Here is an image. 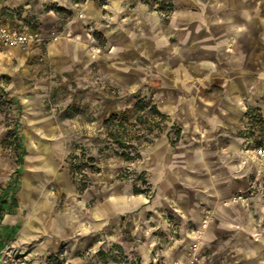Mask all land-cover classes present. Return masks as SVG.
<instances>
[{"label":"rangeland","instance_id":"374dc122","mask_svg":"<svg viewBox=\"0 0 264 264\" xmlns=\"http://www.w3.org/2000/svg\"><path fill=\"white\" fill-rule=\"evenodd\" d=\"M6 1L0 0V14L37 41L13 47L12 61L0 60V193L21 170L19 207L0 222L17 230L0 252V264H264V111L248 109L238 131L248 158L238 163L244 186L220 200L224 207L238 208L230 225L218 226L222 232L208 239L218 213L207 204L197 225L181 224L178 212L163 207L153 219L148 207L156 193L140 169L146 140L161 121L151 111L153 100L137 98L132 110L104 114L107 99L130 97L109 88L100 98L88 83L54 73L47 56V44L72 37L65 26L74 10L55 0H19L7 11ZM147 2L164 11L173 6L171 0ZM203 10L221 26L233 13L228 20L235 29L264 21V0H208ZM5 49L0 57H6ZM113 114L117 118L109 120ZM43 142L46 151L33 157L34 147ZM25 181L32 189L27 198L21 196ZM137 194L145 200H135ZM121 199L124 210H118Z\"/></svg>","mask_w":264,"mask_h":264},{"label":"crops","instance_id":"0c3cea01","mask_svg":"<svg viewBox=\"0 0 264 264\" xmlns=\"http://www.w3.org/2000/svg\"><path fill=\"white\" fill-rule=\"evenodd\" d=\"M55 1L70 6L74 16L65 26L72 37L46 45L52 71L88 83L100 98L109 94V88L130 97L107 99L104 114L132 110L137 98L147 97L153 100L151 111L156 108L165 115L156 117L161 121L150 131L153 138L146 140L140 163L156 193L148 207L152 218L157 219L163 207L178 212L181 224L197 225L202 205L207 204L218 213L207 236L216 237L222 232L218 226L230 225L238 209L224 207L220 200L245 183L244 173L237 174L238 163L248 158L238 135L242 119L251 107L264 111V21L257 27L248 22L235 29L233 22L229 25L228 19L234 18L231 13L223 26L214 24L203 10L208 0H171L170 11L153 7L147 0ZM17 2L7 0L4 6L9 11ZM0 15L7 26L27 31ZM16 52L6 47L2 52L6 57L0 60L10 62ZM32 112L36 113L28 110L29 115ZM45 143L34 147L33 157L42 156ZM30 187L25 181L23 198L31 194ZM127 192L132 193L131 185ZM134 198L145 200L139 194ZM123 203L121 199L118 210L127 208ZM16 230L10 224L0 227V242L5 243L0 244V252ZM21 234L28 235L27 226Z\"/></svg>","mask_w":264,"mask_h":264},{"label":"trees","instance_id":"16d2710c","mask_svg":"<svg viewBox=\"0 0 264 264\" xmlns=\"http://www.w3.org/2000/svg\"><path fill=\"white\" fill-rule=\"evenodd\" d=\"M153 114H156L158 116H160L161 118H165V115L162 114L160 111H158L156 108H154V111L152 112ZM250 113L247 112L246 116L249 115ZM117 115L113 114L109 120H113L116 119ZM118 126L124 127V123L120 122L118 124ZM24 148H22V152H21V157H20V162L23 159V155H24ZM126 156L128 158L130 157V154H126ZM19 170H16L13 174H12V179L11 181L8 183V185L6 186V188L4 189V193L0 194V220L4 217V215L7 212L12 211L13 209H15L16 207H18V201L15 197V192H16V188H17V184H18V174H19ZM11 193V195H10ZM1 227V226H0ZM0 244L4 245L5 243H1Z\"/></svg>","mask_w":264,"mask_h":264},{"label":"built area","instance_id":"2783aa9c","mask_svg":"<svg viewBox=\"0 0 264 264\" xmlns=\"http://www.w3.org/2000/svg\"><path fill=\"white\" fill-rule=\"evenodd\" d=\"M36 41L33 33L4 24L0 15V51L6 47H29Z\"/></svg>","mask_w":264,"mask_h":264},{"label":"bare ground","instance_id":"6f19581e","mask_svg":"<svg viewBox=\"0 0 264 264\" xmlns=\"http://www.w3.org/2000/svg\"><path fill=\"white\" fill-rule=\"evenodd\" d=\"M13 253L14 254H18L19 253V250H13Z\"/></svg>","mask_w":264,"mask_h":264}]
</instances>
